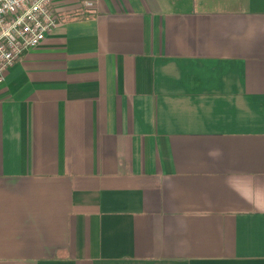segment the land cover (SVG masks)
Here are the masks:
<instances>
[{"label": "crops", "instance_id": "obj_1", "mask_svg": "<svg viewBox=\"0 0 264 264\" xmlns=\"http://www.w3.org/2000/svg\"><path fill=\"white\" fill-rule=\"evenodd\" d=\"M54 8L0 82V264H264V0Z\"/></svg>", "mask_w": 264, "mask_h": 264}, {"label": "built area", "instance_id": "obj_2", "mask_svg": "<svg viewBox=\"0 0 264 264\" xmlns=\"http://www.w3.org/2000/svg\"><path fill=\"white\" fill-rule=\"evenodd\" d=\"M93 8V1H86ZM90 10V9H89ZM59 23L54 0H0V82L16 60Z\"/></svg>", "mask_w": 264, "mask_h": 264}, {"label": "trees", "instance_id": "obj_3", "mask_svg": "<svg viewBox=\"0 0 264 264\" xmlns=\"http://www.w3.org/2000/svg\"><path fill=\"white\" fill-rule=\"evenodd\" d=\"M72 17H75V16H72Z\"/></svg>", "mask_w": 264, "mask_h": 264}]
</instances>
